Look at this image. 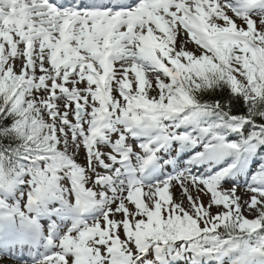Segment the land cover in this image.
<instances>
[{
	"label": "snow or ice",
	"instance_id": "snow-or-ice-1",
	"mask_svg": "<svg viewBox=\"0 0 264 264\" xmlns=\"http://www.w3.org/2000/svg\"><path fill=\"white\" fill-rule=\"evenodd\" d=\"M261 149L264 0H0V246L264 264Z\"/></svg>",
	"mask_w": 264,
	"mask_h": 264
},
{
	"label": "rangeland",
	"instance_id": "rangeland-1",
	"mask_svg": "<svg viewBox=\"0 0 264 264\" xmlns=\"http://www.w3.org/2000/svg\"><path fill=\"white\" fill-rule=\"evenodd\" d=\"M188 47L192 48V49H195V45H192V44H189ZM77 162L83 163L82 150H81V156L77 157ZM244 180H245V178L242 177L241 180H240V187H239L238 193H237L238 195H240L242 197L244 196L245 192L247 191V188H246V185L244 183ZM88 186H91V185H88ZM225 186L227 187V185H225ZM176 198H177V200H179V192L178 191L176 192ZM205 202H207V198H206ZM212 210H213V212L216 211L215 208H213ZM245 215H247V213H245ZM121 238H123V233L122 232H121ZM40 250L42 251L43 249L41 248ZM6 261H9V264H29V263L32 264V261L12 260L11 258H8L7 256L0 254V264H5ZM186 263H187V260L185 259V262L183 264H186ZM176 264H179V263H176ZM223 264H231V261L230 260L224 261Z\"/></svg>",
	"mask_w": 264,
	"mask_h": 264
},
{
	"label": "trees",
	"instance_id": "trees-1",
	"mask_svg": "<svg viewBox=\"0 0 264 264\" xmlns=\"http://www.w3.org/2000/svg\"><path fill=\"white\" fill-rule=\"evenodd\" d=\"M230 95L231 94L229 92H227L226 90H217L215 93L206 97V99L220 100L221 103H225V104L232 103L234 114H243L244 112H246V107L243 104L236 105L234 98H232V100L230 101V99H229Z\"/></svg>",
	"mask_w": 264,
	"mask_h": 264
},
{
	"label": "bare ground",
	"instance_id": "bare-ground-1",
	"mask_svg": "<svg viewBox=\"0 0 264 264\" xmlns=\"http://www.w3.org/2000/svg\"><path fill=\"white\" fill-rule=\"evenodd\" d=\"M204 199L206 200V197ZM6 263H7V261H6Z\"/></svg>",
	"mask_w": 264,
	"mask_h": 264
}]
</instances>
